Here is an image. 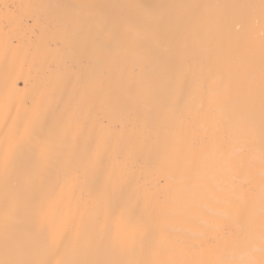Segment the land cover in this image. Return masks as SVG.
Listing matches in <instances>:
<instances>
[{"label":"bare ground","instance_id":"bare-ground-1","mask_svg":"<svg viewBox=\"0 0 264 264\" xmlns=\"http://www.w3.org/2000/svg\"><path fill=\"white\" fill-rule=\"evenodd\" d=\"M0 264H264V0H0Z\"/></svg>","mask_w":264,"mask_h":264}]
</instances>
